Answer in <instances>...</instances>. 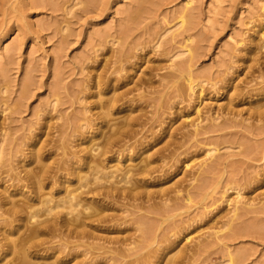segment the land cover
Here are the masks:
<instances>
[{
    "label": "rangeland",
    "instance_id": "374dc122",
    "mask_svg": "<svg viewBox=\"0 0 264 264\" xmlns=\"http://www.w3.org/2000/svg\"><path fill=\"white\" fill-rule=\"evenodd\" d=\"M263 31L264 0H0V246L30 240L33 225L4 213L28 197L19 177L61 165L55 196L78 188L71 175L98 142V107L116 96L127 105L109 124L140 122L104 172L152 161L149 172L132 199L101 200L85 235L20 246L26 263L264 264ZM39 150L53 154L41 162Z\"/></svg>",
    "mask_w": 264,
    "mask_h": 264
},
{
    "label": "bare ground",
    "instance_id": "6f19581e",
    "mask_svg": "<svg viewBox=\"0 0 264 264\" xmlns=\"http://www.w3.org/2000/svg\"><path fill=\"white\" fill-rule=\"evenodd\" d=\"M189 4L190 3H188V5ZM261 36L263 37L264 33ZM191 41L192 40L190 38L186 40V42H191ZM173 79L175 78L173 77ZM176 80H178L177 77ZM176 80L172 82L170 88L173 89L174 92L181 94L186 89L184 86H177L178 83L176 82ZM186 81L189 83L188 89L190 91V94H194L195 86L193 85V78L190 76L189 79ZM200 97L201 96L199 95L198 98ZM121 100L122 99H120L119 97L116 98L115 96L112 99L107 100L104 105L98 107L101 110L106 111V112L104 111L98 112L95 115V121L100 122L99 124H96L97 130L95 129L96 132H100V136L98 137L97 140L98 142L84 153L85 155L83 156L82 159L86 165L78 168L80 172L72 173L71 175L77 178V183L79 185L78 188L73 189L68 193H65L63 197L61 194L58 195V197L55 196L56 195L55 189L52 187L58 183V179H59L58 173L63 169L61 165L60 166L57 165V167L55 168L51 166H47V167L43 166L41 167V170L38 171L30 170L26 172V176L19 177L18 181L21 183L24 182L25 186H28V189L30 191L29 193H27L28 197L22 200L24 201V203L22 202L23 204H18L17 202H15L16 204H14L13 207H11L10 209H7L6 211L4 210V213L5 215L12 216L14 218H17L20 215L22 221H26L27 224H32L34 226L33 227L27 225L28 228L31 227L29 229L31 231L28 230L30 232L28 234L30 240H28L27 242V245L28 243L30 245V247L28 245L30 250L31 248L33 250L34 248L38 247L37 241L44 236H50L52 238H55L62 235H67V236L85 235L84 232H80L79 230H83L85 226L90 225L89 223L100 221L102 218L101 215L103 213V209H102L103 205L100 204L101 200L116 198V197H124V199L125 198L132 199L134 196L133 192L136 189L134 185L138 180L135 177L140 176V174H145V173L147 174L149 172V168L152 161H146V165L142 168L140 173L139 171H137L136 174H131L134 171H131V169H127V168H123V169L116 168L115 172L106 173V174L104 172L106 168L105 165H103L104 162L106 161L104 158L109 153L114 152L113 155H118L116 158L119 159L120 155L123 156L124 153L127 152V149L129 151L131 147L133 148L134 145L130 147H126L127 149L125 150L124 149L121 150L125 146V143H123L125 139L127 138L133 139L132 128L134 126H137L140 122L139 117L130 118L131 117L130 115H126L125 118L122 117L124 118L123 121H121L122 118H116V119H112L111 121L112 124H109L108 118L112 114H120L119 111L124 109V107L123 108L120 107L127 105L126 103H124V105L123 104L120 105L119 102H121ZM199 109H200L199 106L195 108L196 113L200 112ZM98 126H104V127L108 126L114 128L113 131L104 133V131H102L103 127H98ZM114 148H118V150L114 151ZM45 153L43 152V150H39L34 154L37 155V157L42 162L47 159V155L53 154L51 150L49 151L46 150ZM187 166L189 165H186L185 167ZM118 178H120V180H118ZM207 180H208V174L206 173L201 180V184H202L201 190L208 183ZM120 184H123V186L118 187V185ZM81 189H84V191ZM46 190H48L47 191L48 193H44L46 192ZM201 190L197 191L195 195L200 194ZM84 195L93 196L94 201L97 200L96 204H88V205L83 204L86 203L85 201L83 202ZM191 200L192 197L191 196L188 197V202H191ZM39 205L43 206L44 208L42 207L40 211L38 210L36 211L35 208ZM165 210L167 209L164 207H158L152 209V212L159 211L160 213H164ZM235 210L237 211L238 208L236 207ZM35 219H41V220L40 221L36 220L35 222L36 224L34 222H31L32 220ZM144 220H140V221L138 220V226L141 228L143 227L142 229L141 228L140 229L141 231L143 230L148 237L151 236L154 229L151 223L148 224ZM232 222L233 221L228 222V225H232ZM25 228L27 230V227ZM21 229L22 227L19 226L15 234L19 233ZM24 244L25 243H23L22 241L20 242L19 240H12L6 237L5 244L0 246V257H2L3 255H5L4 257H6L9 254H16L18 253V251H22L24 254L23 253H22L23 255L21 254L22 255L21 263L22 262L26 263L29 252L26 253V251L23 250ZM20 246L23 247L21 248ZM20 257L21 256H19L18 254L17 258L20 259ZM230 259L232 260V256H230ZM15 261H17L16 264H19L18 260Z\"/></svg>",
    "mask_w": 264,
    "mask_h": 264
}]
</instances>
